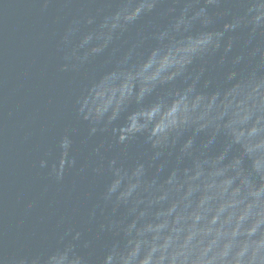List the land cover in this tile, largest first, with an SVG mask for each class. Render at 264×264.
<instances>
[{
  "label": "clouds",
  "instance_id": "clouds-1",
  "mask_svg": "<svg viewBox=\"0 0 264 264\" xmlns=\"http://www.w3.org/2000/svg\"><path fill=\"white\" fill-rule=\"evenodd\" d=\"M165 3L168 22L147 38L137 31L75 99L88 158L72 126L58 156L39 162L58 184L68 170L101 182L92 227L69 226L39 254L0 264H264V0H119L98 24L67 26L60 70L115 56ZM140 139L148 152L133 158Z\"/></svg>",
  "mask_w": 264,
  "mask_h": 264
},
{
  "label": "water",
  "instance_id": "water-1",
  "mask_svg": "<svg viewBox=\"0 0 264 264\" xmlns=\"http://www.w3.org/2000/svg\"><path fill=\"white\" fill-rule=\"evenodd\" d=\"M117 3L52 0L44 8L42 0H0V256H33L54 245L69 226L92 227L84 220L101 182L93 185L90 174L68 170L58 184L39 162L51 163L58 156L56 144L65 128L72 126L78 129L77 154L81 161L88 158L93 142L80 143L87 128L76 119V97L110 67L105 63L109 57H118L135 41L137 31L147 38L154 25L168 22L169 17L161 15L165 3L116 42L120 51L115 56L110 48L79 70L61 71L65 61L60 40L67 26L87 16H95L98 24ZM95 26L82 27L87 31ZM152 43L146 39L145 46ZM128 152L133 158L142 156L148 145L137 140ZM105 239L97 242V255L102 254Z\"/></svg>",
  "mask_w": 264,
  "mask_h": 264
}]
</instances>
